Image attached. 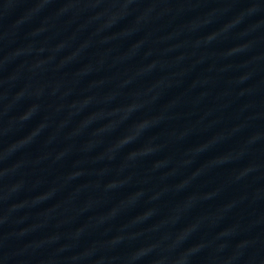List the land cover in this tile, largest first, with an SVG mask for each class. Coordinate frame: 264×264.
<instances>
[{"label": "water", "instance_id": "obj_1", "mask_svg": "<svg viewBox=\"0 0 264 264\" xmlns=\"http://www.w3.org/2000/svg\"><path fill=\"white\" fill-rule=\"evenodd\" d=\"M0 264H264V0H0Z\"/></svg>", "mask_w": 264, "mask_h": 264}]
</instances>
